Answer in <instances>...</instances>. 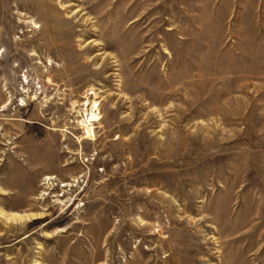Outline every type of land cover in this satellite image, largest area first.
Masks as SVG:
<instances>
[{"label": "rangeland", "instance_id": "obj_1", "mask_svg": "<svg viewBox=\"0 0 264 264\" xmlns=\"http://www.w3.org/2000/svg\"><path fill=\"white\" fill-rule=\"evenodd\" d=\"M0 264H264V0H0Z\"/></svg>", "mask_w": 264, "mask_h": 264}, {"label": "bare ground", "instance_id": "obj_2", "mask_svg": "<svg viewBox=\"0 0 264 264\" xmlns=\"http://www.w3.org/2000/svg\"><path fill=\"white\" fill-rule=\"evenodd\" d=\"M49 82H51L50 79H49ZM93 94L96 95L95 93H93ZM92 97L93 96H91V98H89L87 103H86L87 109H85V115H86L85 123H86L87 127H90V125H92V123L98 119L97 111L99 110L100 105L97 101V98L96 97L92 98Z\"/></svg>", "mask_w": 264, "mask_h": 264}]
</instances>
